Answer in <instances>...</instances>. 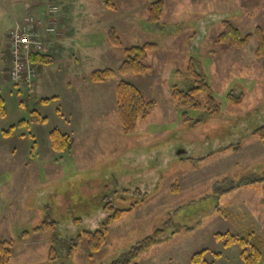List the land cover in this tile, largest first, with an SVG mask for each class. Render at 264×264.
I'll use <instances>...</instances> for the list:
<instances>
[{
  "label": "rangeland",
  "instance_id": "374dc122",
  "mask_svg": "<svg viewBox=\"0 0 264 264\" xmlns=\"http://www.w3.org/2000/svg\"><path fill=\"white\" fill-rule=\"evenodd\" d=\"M102 1L0 0L6 111L0 119V240H12L8 264H110L156 230L163 234L136 263L194 264L193 254L206 250L203 261L210 264H242L238 245L224 246L214 235L251 228L264 238V145L253 135L264 126V59L255 55L253 34L256 27L264 33V0H164L159 24L146 20L147 0H112L114 9ZM27 14L41 23L64 16L70 36L52 64L35 66L31 88L7 78V35ZM222 20L253 34L246 47L216 42ZM110 29L122 47L109 43ZM145 43L155 45L147 72L119 74L123 49ZM190 61L211 87L214 114L204 106L180 109L171 98L173 85L191 86ZM104 68L115 75L89 82L92 71ZM120 80L156 102L131 134L121 131L116 114ZM230 90L243 94L240 104L229 102ZM34 112L46 121H34ZM53 129L73 140L60 159L51 148ZM252 181L260 183L240 186ZM105 201L118 209L135 206L110 223L98 252L90 253L82 239L67 258L66 246L78 233L105 221ZM46 218L56 222L55 261L47 258L48 234L32 233ZM24 230L30 232L25 241L18 239Z\"/></svg>",
  "mask_w": 264,
  "mask_h": 264
},
{
  "label": "trees",
  "instance_id": "16d2710c",
  "mask_svg": "<svg viewBox=\"0 0 264 264\" xmlns=\"http://www.w3.org/2000/svg\"><path fill=\"white\" fill-rule=\"evenodd\" d=\"M147 18L146 20L151 24H159L164 12V0H147ZM105 6L110 9H114L115 5L112 0H103ZM253 34L256 37V49L255 55L257 58L264 59V33L260 27H256ZM252 33L242 35L240 31L229 21H221V32L216 38V42L225 45L229 49H242L249 43ZM108 41L112 46L122 47L121 41L116 35L113 29L108 31ZM155 45L152 43H145L143 45H133L123 49V60L118 67L119 74H134L143 75L149 69L146 64L148 57V51L153 50ZM52 57L49 54H39L32 57V62L35 66L50 65L52 63ZM115 72L110 68L97 69L92 71L88 75V80L91 83L100 84L108 79L112 78ZM187 76L191 79L192 84L187 90H182L176 85L171 87V98L175 102L176 106L180 109H191L199 111L201 107H205L207 113L214 114L216 111V104L211 94V87L207 83L206 78L201 73L195 71L193 63L190 61L187 69ZM199 96H204V102H201ZM227 99L233 105L240 104L243 99V94L234 96L230 90L226 94ZM53 99L42 98L39 100L41 103H48ZM203 103V104H202ZM115 106L116 114L120 124L121 131L124 134H131L137 128V123L140 119H145L151 111L155 109L156 102L152 99H147L144 94L133 84L120 80L115 86ZM6 115L4 107V99L0 95V119ZM36 122H45L46 118L40 117L34 112L32 116ZM183 120H189L187 111L182 113ZM40 119V120H39ZM11 132V128L4 132V135H8ZM264 145V126L256 129L253 132ZM49 139L51 141L52 150L60 155L68 152L71 149L73 140L66 134L61 133L58 129H53L49 132ZM34 150V143L31 148ZM260 181H264V178ZM260 181H252L241 184L240 186H248L254 183H260ZM263 200H264V186H263ZM104 202V198L102 199ZM101 202V203H102ZM264 204V202H263ZM135 204H130L127 209L115 208L110 202H106L103 205V211L109 215L105 221L101 222L100 226L94 230H83L78 233L75 240H72L70 244H67L66 257L71 258L74 249L77 247L79 241L82 239L86 241L88 251L90 253L98 252L106 242V236L108 226L112 221L119 219L123 213L131 211ZM79 218H74L75 223H79ZM32 233H47L50 240V246L47 251V258L50 261L57 260L59 254L57 252L56 244L59 243L56 230V222L50 218H46L39 225L33 227ZM162 230H156L155 235L144 238L140 243L131 248L129 252H126L110 264H139L136 263L137 257L147 248L152 246L154 241L161 237ZM30 236V232L24 230L20 233L18 239L27 240ZM216 240L223 241L224 246H231L237 244L239 247V257L242 264H259L264 262V238L257 234L253 229L248 228L245 231L224 234L216 233L214 235ZM12 240H0V264H8L10 262ZM206 250L196 252L191 257V262L194 264H210L203 261V255Z\"/></svg>",
  "mask_w": 264,
  "mask_h": 264
},
{
  "label": "built area",
  "instance_id": "2783aa9c",
  "mask_svg": "<svg viewBox=\"0 0 264 264\" xmlns=\"http://www.w3.org/2000/svg\"><path fill=\"white\" fill-rule=\"evenodd\" d=\"M56 11V6H51L48 14L51 16ZM52 33L56 34V29L55 21L50 17L41 23L35 16L27 14L14 25L7 35L6 45L9 81L31 88L37 73L32 57L46 53V36Z\"/></svg>",
  "mask_w": 264,
  "mask_h": 264
},
{
  "label": "crops",
  "instance_id": "0c3cea01",
  "mask_svg": "<svg viewBox=\"0 0 264 264\" xmlns=\"http://www.w3.org/2000/svg\"><path fill=\"white\" fill-rule=\"evenodd\" d=\"M53 6H55V5H53ZM46 15H47V12H45V15L43 18H45ZM21 16H22V14H21ZM53 20L55 21L56 34L52 33V34L46 36V46H47L46 54H49L52 57V60H53L52 63L55 60L54 59L55 56H58V55H56V53L59 50L65 48L64 44L67 46L70 43V41L68 40L70 38V36H69L68 30H66L67 28H65V27H67V26H65V24L68 22V19L65 18L64 16H60L58 18L57 22H56V19H53ZM56 23H57V27H56Z\"/></svg>",
  "mask_w": 264,
  "mask_h": 264
},
{
  "label": "water",
  "instance_id": "95a60500",
  "mask_svg": "<svg viewBox=\"0 0 264 264\" xmlns=\"http://www.w3.org/2000/svg\"><path fill=\"white\" fill-rule=\"evenodd\" d=\"M180 151H181V153H184V151H182V150H179L178 153H180Z\"/></svg>",
  "mask_w": 264,
  "mask_h": 264
}]
</instances>
